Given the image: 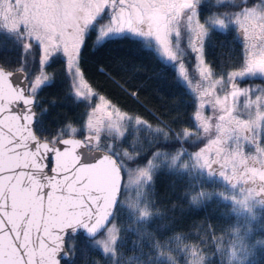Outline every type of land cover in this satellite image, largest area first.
Segmentation results:
<instances>
[{
    "label": "snow or ice",
    "instance_id": "6c2138e0",
    "mask_svg": "<svg viewBox=\"0 0 264 264\" xmlns=\"http://www.w3.org/2000/svg\"><path fill=\"white\" fill-rule=\"evenodd\" d=\"M216 4L205 13L206 0H0V48L10 42L18 50L15 59L0 58V264H61L75 254L81 232L110 264H189L196 260L190 249L199 246L183 242L187 236L165 242L146 230L159 215L153 192L160 165L188 174L215 170L228 181L244 171L264 181V0ZM216 30L241 41L239 56L222 67L206 59ZM120 43L141 45L172 67L194 95L192 127L174 129L159 116L153 127L93 85L86 54ZM58 62L67 81L60 99L84 111L79 122L50 131L44 118L57 98L41 92L56 83L49 68ZM96 67L143 103L151 87L141 79L143 65L120 59L115 74ZM256 79L261 83L241 86ZM141 132L150 138L129 139ZM170 142L180 147L167 150ZM197 142L202 146L189 151ZM145 153L151 159L142 164ZM130 186L138 189L131 200ZM198 202L199 194L191 199ZM125 209L150 240L147 251L133 241L140 252L127 259L123 233L132 225L118 222ZM173 242L186 255L177 257Z\"/></svg>",
    "mask_w": 264,
    "mask_h": 264
},
{
    "label": "trees",
    "instance_id": "16d2710c",
    "mask_svg": "<svg viewBox=\"0 0 264 264\" xmlns=\"http://www.w3.org/2000/svg\"><path fill=\"white\" fill-rule=\"evenodd\" d=\"M226 1L229 2L224 4L231 2ZM215 7L217 5L212 4V0H206L203 11L207 13ZM240 49L241 41L234 31L216 30L207 47L206 59L222 67L233 62L239 56ZM17 56L18 50L10 42L0 48V58L15 59ZM85 59L89 79L93 85L101 93L108 95L118 106L135 111L142 118L153 123V127L157 126L155 124L157 116L165 121H173L174 129L193 126V94L176 78L172 67L160 63L151 51L131 43L111 44L104 52L86 54ZM120 59L144 66L141 79H149L151 87L142 94V104L137 103L103 73L97 71V64H103L115 74V66ZM193 65L194 61L189 57V72L195 74ZM53 70L57 74L56 83L41 92L46 100L57 98V103L49 108L44 118L45 128L50 131H55L56 127L65 121L79 122L84 111L82 104H74L70 99H60L64 97L67 81L59 62L49 68L50 72ZM245 83L250 81L242 82ZM137 136L142 141L150 138L147 133L141 132L133 134L129 139L134 141ZM184 146L188 147L187 144ZM198 146L189 148V151L197 150ZM179 147V144L170 142L167 150ZM146 159H151L147 153L141 157V163L143 164ZM227 174L230 176L231 172ZM246 181L251 185L255 182L250 181V178H246ZM244 184H240L239 187L232 186L231 182L225 180L219 172L212 175L200 171L188 174L170 170L161 164L155 174L153 192L159 215L147 224L146 230L155 239L165 242L174 236H187L188 239L183 242L189 246H199V250L190 249L195 253L197 260L201 259L199 264H264V201L252 202V215L248 213L247 207L231 201L234 198L247 199V192L241 186ZM254 191L256 192L255 189ZM197 194H199V202L191 203L192 197ZM248 199L251 201L250 197ZM118 222L132 225L123 233L122 249L125 259L133 257L134 252L137 254L140 252L139 247L133 246V241L137 239L144 245V251L148 250L150 240L139 235V225L132 220L127 209L120 214ZM74 239L75 254L71 255L70 260H63L62 264H93V261L98 264H110L101 249L90 244L88 238L77 235ZM170 247L177 257L186 255L175 251L177 247L175 242ZM166 255L171 257L172 254L166 253ZM190 260L189 264L196 262ZM156 264H167V262L161 258Z\"/></svg>",
    "mask_w": 264,
    "mask_h": 264
},
{
    "label": "rangeland",
    "instance_id": "374dc122",
    "mask_svg": "<svg viewBox=\"0 0 264 264\" xmlns=\"http://www.w3.org/2000/svg\"><path fill=\"white\" fill-rule=\"evenodd\" d=\"M222 2L223 3H226V2H229V1L222 0ZM212 4L217 5L216 4V0H212ZM190 75L192 76V78L194 79V81L196 79H198L196 73L195 74L190 73ZM246 81L247 82L250 81V83H255V84H260L261 83V81L259 79H256L254 81H252V80H246ZM246 84H249V83L241 84V86H245ZM193 98H194V95H193ZM189 142L191 143V141H189ZM197 145L202 146V144H200L199 142H197ZM194 146H196V145H194ZM200 172L204 174V173H208V170L207 169H203ZM216 172H218V171H215L214 170V174ZM228 172H231V175L230 176H232L233 173H232V169L231 168L228 169L227 173ZM239 177L240 178H234V179H232L230 181L231 182V185L232 186H235V187H239L240 184L245 183L244 184L245 186L244 185H241V186L245 188L248 196H247V199L234 198V199H231V201L234 202L235 204L240 203L241 206L243 205L244 207H247L248 208L247 210L249 211L248 213H250L252 215L253 214V208H252L253 205H252V202L253 201L260 202L261 200L264 201V187L261 186V185H264V181H261L259 179V177H256V179L253 180L252 174L245 175V172L244 171H241L239 173ZM246 178H250V181H255L254 182V185H251L248 181L245 182V179ZM254 189L256 190V192L254 191ZM137 191H138V189L135 186H130L128 188V190H127L128 199H135L136 194H137ZM248 197L251 198V201L248 199ZM95 247H97V246H95ZM199 260H201V259L198 258V260H197V257H196V260H195L196 262L194 264H199Z\"/></svg>",
    "mask_w": 264,
    "mask_h": 264
},
{
    "label": "water",
    "instance_id": "95a60500",
    "mask_svg": "<svg viewBox=\"0 0 264 264\" xmlns=\"http://www.w3.org/2000/svg\"><path fill=\"white\" fill-rule=\"evenodd\" d=\"M78 235H81V236H84V237L87 238V236H86L84 233H82V232L79 233ZM76 236H77V235H76ZM70 258H71V256H70L69 258H67V259L62 258V259H61V264H62V261H63V260H70Z\"/></svg>",
    "mask_w": 264,
    "mask_h": 264
}]
</instances>
